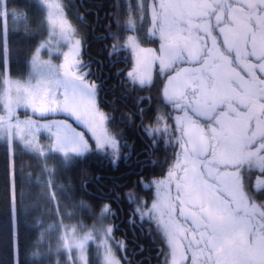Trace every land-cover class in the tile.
I'll use <instances>...</instances> for the list:
<instances>
[{
    "label": "snow or ice",
    "instance_id": "snow-or-ice-1",
    "mask_svg": "<svg viewBox=\"0 0 264 264\" xmlns=\"http://www.w3.org/2000/svg\"><path fill=\"white\" fill-rule=\"evenodd\" d=\"M44 2L50 21H58L57 35L66 47L59 73L52 78L51 107L91 133L88 138L68 127L63 130L64 138L77 145L82 155L106 156L114 165L121 155L127 160L133 145L128 143L129 151H123L127 143L122 140L124 129L112 131L115 117L100 106V85L80 60L83 39L59 3ZM116 7L112 14L116 31L109 32L113 48L124 50L126 66L131 52V67L123 82L133 90L155 86L157 64L158 76L167 77L162 79V96L158 92L157 99L171 109L161 113L158 105L154 125L144 124L145 118L152 120L151 115L146 117L149 109H138L137 129H143L142 139H149L148 148H154L161 128L165 137L170 130L180 133L175 136L173 152L166 150L165 159L159 162L160 174L155 169L151 172L155 186L151 203L138 199L130 211L155 223L171 249L170 264H264V200L256 199L264 196V140L232 138L212 123L209 134L193 117L195 113L211 122L223 104L237 114L264 120V0H152L150 4L140 0L136 7L128 6L123 22L121 7ZM137 13L141 27L149 24L146 36H140L139 29L136 35H124L135 28ZM7 17V0H2L0 35L5 40ZM18 17L13 10V19ZM155 37L158 47L144 46L154 44ZM39 52L38 47L34 62ZM122 71L117 69V73ZM127 116L132 122L133 113ZM165 144L172 141L167 137ZM253 170L259 173L255 181ZM148 175L138 174L137 182H146ZM104 208L109 205L105 203ZM117 227L114 222L111 230ZM14 243L18 246V235ZM108 264L122 261L109 259ZM163 264H169L167 257Z\"/></svg>",
    "mask_w": 264,
    "mask_h": 264
},
{
    "label": "trees",
    "instance_id": "trees-1",
    "mask_svg": "<svg viewBox=\"0 0 264 264\" xmlns=\"http://www.w3.org/2000/svg\"><path fill=\"white\" fill-rule=\"evenodd\" d=\"M151 2L152 0H147V3ZM138 3L140 0H72L70 4L71 11L76 15L77 20L80 17L82 19L78 20L82 33L80 34L83 36L80 60L91 72V78L100 85V106L115 117L111 123L113 131L124 129L122 140L127 143L123 144V151H129L128 143H131L133 147L128 159L125 160L121 155L115 165L108 157L95 153L77 157L72 164L54 165L58 179L53 185L62 187L59 197L61 201L57 211L50 207L49 209L54 213H61V206L63 203L66 204L68 209L74 211V219L86 228L100 220L101 225L105 226L104 228L109 232L112 243L120 244L113 247L122 264H163L166 257L170 264L171 249L163 234L158 233L155 223L150 222L147 217L141 219L138 213L133 215L130 211L136 207L138 199L141 202L147 200L151 203L155 195V186L151 184V172L155 169L156 174H160L159 162L165 159L166 150L168 153L173 152L175 136L180 134L179 131L170 130L167 137L172 144L166 145L167 137L161 128V132L157 133L159 136L157 145L154 148H148L151 141L147 138L142 139L143 129H137V125L140 124L139 108L147 107L149 111L146 117L152 116L151 121L145 118V125L150 122L155 124L158 105L161 113L171 109L170 104L157 99L158 92L162 96V79H167V77L161 79L158 76V64L153 70L155 86L133 90L130 83L125 84L122 80L131 67V52L129 50V63L126 66L124 50L113 48L114 40L109 35V32L116 31L117 27L116 17L112 14L117 10L116 6L120 5L122 10L120 19L122 22L126 21L127 15L124 13L128 6L136 7ZM7 5L8 11L14 9L21 12L26 20L16 28L10 24L6 40L0 35V72L7 67L10 75H21L26 72L32 52L43 35L40 27L43 10L35 0H7ZM138 18L137 13L135 28L125 32L124 35H136L137 29L140 33L141 24ZM3 24V19H0V32H2ZM110 24L111 28L108 27ZM124 27L128 26L125 24ZM152 39H155L154 44L144 46L158 47V37ZM117 69L123 71L117 73ZM145 95L150 97V103L147 102ZM233 103L236 102L233 101ZM237 107H239L238 104ZM129 112L133 113L132 122L128 120ZM193 117L208 130L209 134H211L209 124L212 123L215 128L232 138L256 136L258 140H264L262 135L264 120L243 112L237 114L228 110L223 104L217 108L211 122L208 118L195 113ZM252 146L254 147L255 144ZM13 148L9 150L8 145L0 141V264H45L47 259L36 255L34 245L41 228L33 219V215L36 214L33 211L23 213L21 208L24 177H28L32 183L37 173L38 158L21 145H15ZM149 153L153 154L149 155ZM141 165H143V172H141ZM144 172L149 173L147 181L138 183V174L143 175ZM164 174H166V168ZM258 174L256 170H253V181ZM256 199L264 200V196H257ZM29 201L32 200L29 199ZM105 203L109 205V208H104ZM113 213L119 216L122 227L116 228L114 232L111 226L118 220L111 221L110 217L114 218ZM122 215L123 219H121ZM17 235L18 246L14 243Z\"/></svg>",
    "mask_w": 264,
    "mask_h": 264
},
{
    "label": "rangeland",
    "instance_id": "rangeland-1",
    "mask_svg": "<svg viewBox=\"0 0 264 264\" xmlns=\"http://www.w3.org/2000/svg\"><path fill=\"white\" fill-rule=\"evenodd\" d=\"M35 2L43 10L40 23L43 35L32 52L28 68L21 75H10L7 67L0 72V141L7 144L9 150L21 145L39 161L32 183L24 177L25 186L21 192L22 212L33 211L36 214L33 219L41 226L38 240L33 243L36 255L44 256L47 259L45 264H108L109 259L120 260L113 247L119 243H112L100 220V224L95 222L86 228L74 219V211L66 204L61 206V213L49 209L57 211L61 201L62 187L53 185L58 179L54 165L72 164L77 157L85 155L80 154L77 145L64 138L63 130L71 127L88 138L91 133L79 127L62 110L53 111L51 107L52 78L59 73L66 47L57 35L58 21L53 24L49 19L48 5L44 0ZM49 3L62 6L64 17L77 29L78 38L83 39L80 23L71 11L70 0H49ZM13 10L8 11L7 29L10 24L16 28L26 20L16 10L19 17L13 19ZM57 16L53 9L52 18ZM42 42L44 46L40 47ZM38 47L39 60L34 62ZM56 95L59 97L60 93Z\"/></svg>",
    "mask_w": 264,
    "mask_h": 264
},
{
    "label": "flooded vegetation",
    "instance_id": "flooded-vegetation-1",
    "mask_svg": "<svg viewBox=\"0 0 264 264\" xmlns=\"http://www.w3.org/2000/svg\"><path fill=\"white\" fill-rule=\"evenodd\" d=\"M78 20H80V21H81V20H82V19H81V17H80V19H78ZM144 97L147 99V102H148V103H150V102H151V99H150V97H149V96H148V97H146V95H145ZM110 215H111V214H110ZM112 215H114V218H111V217H112V216H111V217H110L111 221H113V219H114V220H115V219H116V220H118V221L116 222V224L118 225V227H117V228L121 229V228H122V227H121V225H120L121 221L118 219V217H119V216H116V214H115V213H113ZM121 217H122L121 219H123V218H124V217H123V215H122ZM126 222H127V219H126ZM121 251L123 252L124 250L121 248Z\"/></svg>",
    "mask_w": 264,
    "mask_h": 264
},
{
    "label": "bare ground",
    "instance_id": "bare-ground-1",
    "mask_svg": "<svg viewBox=\"0 0 264 264\" xmlns=\"http://www.w3.org/2000/svg\"><path fill=\"white\" fill-rule=\"evenodd\" d=\"M23 198V197H22Z\"/></svg>",
    "mask_w": 264,
    "mask_h": 264
}]
</instances>
